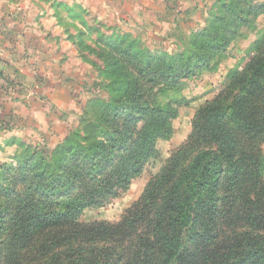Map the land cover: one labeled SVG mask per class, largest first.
<instances>
[{"label":"trees","instance_id":"obj_1","mask_svg":"<svg viewBox=\"0 0 264 264\" xmlns=\"http://www.w3.org/2000/svg\"><path fill=\"white\" fill-rule=\"evenodd\" d=\"M262 6L216 0L175 52L118 33L91 47L108 99L54 149L21 144L0 166V264H264V30L142 197L116 222L83 221L159 158L184 82L217 69Z\"/></svg>","mask_w":264,"mask_h":264},{"label":"rangeland","instance_id":"obj_2","mask_svg":"<svg viewBox=\"0 0 264 264\" xmlns=\"http://www.w3.org/2000/svg\"><path fill=\"white\" fill-rule=\"evenodd\" d=\"M55 2L59 30L57 35L51 32L44 34L48 39L44 47L47 55L40 62L44 67L41 69L39 65L34 85H29L32 90L25 92L23 104L17 106L22 113L10 111L16 105L13 94L21 91L19 87H11L12 91L8 93L10 84L6 85L4 99L0 97V166L13 161V157L21 151V144L54 149L70 131L85 126L80 122L83 113L90 108L88 104L92 98L108 99L109 81L100 78L97 70L104 67L103 60L91 54V47L100 46L98 44L103 42V36L131 34L151 50L166 48L175 52L191 38L193 32L210 24L213 11L212 7H207L205 0H179V8L174 9H167L161 3L157 5V14L142 10L143 13L136 16L115 15L96 2H93L95 7L92 12L83 5L70 6L64 0ZM190 4L191 7L197 6V11L187 18L183 14ZM251 20L254 29H240L241 36L231 43L217 69L199 73L184 82L182 95L187 100V106L180 109L178 118L173 122L172 138L160 143L159 158L151 162L142 176L135 179L130 189L114 203L105 208L87 210L83 215L84 222H116L142 197L148 183L191 134L192 121L200 106L216 97L226 85L232 68L242 59H249L253 42L264 30V6ZM37 83H44V87L35 88Z\"/></svg>","mask_w":264,"mask_h":264},{"label":"crops","instance_id":"obj_3","mask_svg":"<svg viewBox=\"0 0 264 264\" xmlns=\"http://www.w3.org/2000/svg\"><path fill=\"white\" fill-rule=\"evenodd\" d=\"M55 1L60 0H0V74L2 73L3 76H0V87L2 88H0V97H4L6 85L9 86L10 84L7 90L8 93L12 91L11 87L13 86L21 89L20 92L13 94L14 104L16 105H13L12 110L10 109L11 113H22L17 106L23 104L25 92L32 90L29 85H34L36 70L40 62L45 59L44 55H47L44 47L48 44V39L44 34L51 32L57 35L58 33L59 26L56 20V15H58L56 10L58 8ZM64 1H68L70 6L83 5L90 12L95 7L93 2H96L101 8L112 10L115 15L125 16L141 15L142 10L147 11L148 14H151V12L157 14V5H161V3L166 5L167 9L179 8V3H177L179 0H143L146 3L143 1L138 2L139 0ZM205 2L207 7L211 8L216 0H205ZM188 6L183 16L190 18L197 11V6L191 7V4ZM49 23L52 25L49 26ZM40 67L43 69L44 65L41 64ZM35 85L37 89L41 86L44 87V83ZM16 136L19 137V135Z\"/></svg>","mask_w":264,"mask_h":264}]
</instances>
